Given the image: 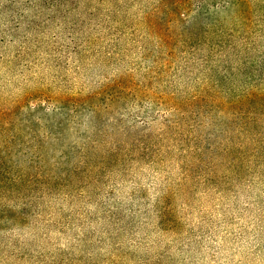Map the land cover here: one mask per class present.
<instances>
[{"label": "rangeland", "instance_id": "obj_1", "mask_svg": "<svg viewBox=\"0 0 264 264\" xmlns=\"http://www.w3.org/2000/svg\"><path fill=\"white\" fill-rule=\"evenodd\" d=\"M139 1L91 4L45 36L42 69L0 65V159L142 213L172 208L191 264H264L263 19L244 25L237 0ZM34 90L50 97L13 104Z\"/></svg>", "mask_w": 264, "mask_h": 264}, {"label": "trees", "instance_id": "obj_2", "mask_svg": "<svg viewBox=\"0 0 264 264\" xmlns=\"http://www.w3.org/2000/svg\"><path fill=\"white\" fill-rule=\"evenodd\" d=\"M104 1L108 0H0V65L8 72L42 69L49 60L43 38L84 18L91 4ZM198 2L221 7L234 0ZM140 3L134 0L135 7ZM237 3L248 8L239 16L244 25L253 15L264 23V0ZM175 6L171 14L185 17L192 4ZM18 63L23 67H15ZM255 65L264 77V54ZM38 95L50 97L43 90L25 91L13 104L34 102ZM234 99L213 103L238 109L240 103ZM259 114H248V124L256 123ZM5 166L0 159V264H191L182 257L185 243L178 247L183 240L172 226L176 218L172 208L142 213L115 197L79 193L82 187L76 179L56 177L35 165L12 167L11 172ZM157 201L160 204L161 198ZM167 235L172 239L165 240Z\"/></svg>", "mask_w": 264, "mask_h": 264}]
</instances>
